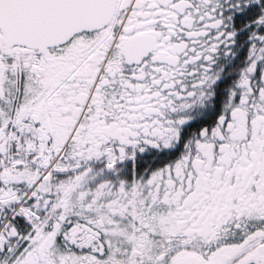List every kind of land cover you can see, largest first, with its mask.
I'll use <instances>...</instances> for the list:
<instances>
[{"label":"snow or ice","instance_id":"6c2138e0","mask_svg":"<svg viewBox=\"0 0 264 264\" xmlns=\"http://www.w3.org/2000/svg\"><path fill=\"white\" fill-rule=\"evenodd\" d=\"M0 264H264V0H0Z\"/></svg>","mask_w":264,"mask_h":264}]
</instances>
